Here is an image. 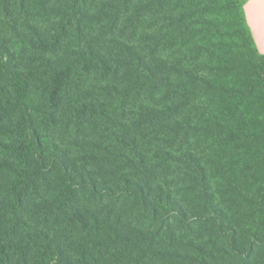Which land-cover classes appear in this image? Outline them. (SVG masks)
<instances>
[{
	"label": "trees",
	"instance_id": "obj_1",
	"mask_svg": "<svg viewBox=\"0 0 264 264\" xmlns=\"http://www.w3.org/2000/svg\"><path fill=\"white\" fill-rule=\"evenodd\" d=\"M246 3L0 0V264H264Z\"/></svg>",
	"mask_w": 264,
	"mask_h": 264
},
{
	"label": "crops",
	"instance_id": "obj_2",
	"mask_svg": "<svg viewBox=\"0 0 264 264\" xmlns=\"http://www.w3.org/2000/svg\"><path fill=\"white\" fill-rule=\"evenodd\" d=\"M245 13L256 45L264 54V0H247Z\"/></svg>",
	"mask_w": 264,
	"mask_h": 264
}]
</instances>
